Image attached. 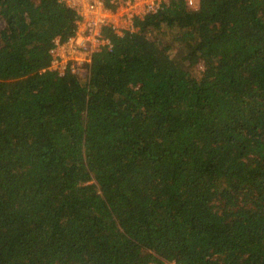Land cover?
<instances>
[{"label": "trees", "instance_id": "1", "mask_svg": "<svg viewBox=\"0 0 264 264\" xmlns=\"http://www.w3.org/2000/svg\"><path fill=\"white\" fill-rule=\"evenodd\" d=\"M62 0H0V264H264V0H163L51 66Z\"/></svg>", "mask_w": 264, "mask_h": 264}, {"label": "built area", "instance_id": "2", "mask_svg": "<svg viewBox=\"0 0 264 264\" xmlns=\"http://www.w3.org/2000/svg\"><path fill=\"white\" fill-rule=\"evenodd\" d=\"M76 10L77 28L67 39L55 38L51 49V66L63 71L72 65L92 60L93 53L110 38L104 35V27L111 26L118 33L133 30L135 19L158 9L163 0H62ZM195 4V0H188ZM77 66L74 67L76 69ZM78 70V67H77ZM164 264H176L166 261Z\"/></svg>", "mask_w": 264, "mask_h": 264}]
</instances>
